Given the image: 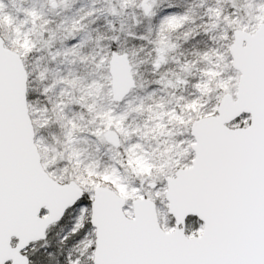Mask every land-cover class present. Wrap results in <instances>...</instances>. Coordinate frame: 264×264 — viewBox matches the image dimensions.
<instances>
[{
  "label": "snow or ice",
  "instance_id": "6c2138e0",
  "mask_svg": "<svg viewBox=\"0 0 264 264\" xmlns=\"http://www.w3.org/2000/svg\"><path fill=\"white\" fill-rule=\"evenodd\" d=\"M74 2L0 0V264H264V0Z\"/></svg>",
  "mask_w": 264,
  "mask_h": 264
},
{
  "label": "rangeland",
  "instance_id": "374dc122",
  "mask_svg": "<svg viewBox=\"0 0 264 264\" xmlns=\"http://www.w3.org/2000/svg\"><path fill=\"white\" fill-rule=\"evenodd\" d=\"M8 2V0H6V3ZM36 3L37 6H39V4L42 2V0H24V4L23 6L24 7H29L31 6L33 3ZM90 4V0H75V2L71 5V7L67 10H64L61 12V15L62 16H71L74 14V12L77 10V9H80V8H83V7H87L88 5ZM20 6V0H16V4L13 5L11 3H8V8H7V11L8 12H11L13 15H15V9L16 7H19ZM45 11H47V9H45ZM49 18L50 19H59L58 17H53L51 16V14L49 13ZM96 28H99V31L101 33L105 32L106 29L104 28L103 26V21L100 22V24L98 25H93L92 26V34H93V37L95 38L96 36V31L95 29ZM89 48L91 49L92 48V45H89ZM80 70H81V74L84 75L86 74V66L84 65H81L80 66ZM109 73V65L107 67V72H104V73H101V75L103 76H106L107 74ZM132 76H135V89H133L131 91V95H132V98H135V96L138 94H142V92L140 91L141 87H142V84H143V77L141 75H137L135 73V70H132ZM96 82H99V80H97ZM105 83H111V81H105ZM104 97H102L103 99ZM129 101L125 100L124 103L127 104ZM70 103H72L74 106L78 104V101L76 100H71ZM76 110L78 111V107L76 108Z\"/></svg>",
  "mask_w": 264,
  "mask_h": 264
},
{
  "label": "water",
  "instance_id": "95a60500",
  "mask_svg": "<svg viewBox=\"0 0 264 264\" xmlns=\"http://www.w3.org/2000/svg\"><path fill=\"white\" fill-rule=\"evenodd\" d=\"M113 70H114L113 67L111 66V64H109V73L113 72ZM115 71L117 74L121 72V68L119 64L116 65ZM127 84H128V91L125 92V95H128V92H131L135 88V81L133 80L132 75L128 76Z\"/></svg>",
  "mask_w": 264,
  "mask_h": 264
},
{
  "label": "flooded vegetation",
  "instance_id": "af4514ba",
  "mask_svg": "<svg viewBox=\"0 0 264 264\" xmlns=\"http://www.w3.org/2000/svg\"><path fill=\"white\" fill-rule=\"evenodd\" d=\"M135 81V80H134ZM135 86H136V84H135ZM135 89V88H134Z\"/></svg>",
  "mask_w": 264,
  "mask_h": 264
}]
</instances>
